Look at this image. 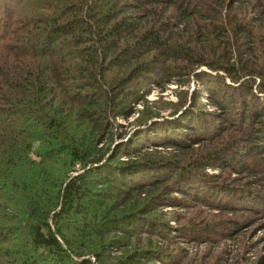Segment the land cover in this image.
Here are the masks:
<instances>
[{
  "label": "trees",
  "instance_id": "obj_1",
  "mask_svg": "<svg viewBox=\"0 0 264 264\" xmlns=\"http://www.w3.org/2000/svg\"><path fill=\"white\" fill-rule=\"evenodd\" d=\"M0 15L3 264H127L115 252L129 228L157 225L145 201L199 178L142 151L146 143L181 150L207 140L201 170L260 178L264 0H0ZM200 75L214 78L207 96L194 89L185 110V93L168 115L148 107L152 87ZM204 99L219 110L210 133L199 126ZM143 103L142 127L122 139L116 121ZM241 197L261 211L264 194Z\"/></svg>",
  "mask_w": 264,
  "mask_h": 264
},
{
  "label": "rangeland",
  "instance_id": "obj_2",
  "mask_svg": "<svg viewBox=\"0 0 264 264\" xmlns=\"http://www.w3.org/2000/svg\"><path fill=\"white\" fill-rule=\"evenodd\" d=\"M211 74L214 72L211 71ZM199 77L203 80L199 81L191 77L183 87L176 84H168L162 90L152 87L151 94L146 98L148 107L168 115L179 99L186 98L187 102L181 108L185 110L189 106L192 91L202 89L203 97H206L205 83L210 85L214 79L212 75ZM209 103L206 99L201 100L202 108L206 113L199 122L202 133L211 132L212 119H214L211 113L216 115L219 113V110ZM131 108L135 111L132 116L116 121L121 125L120 133H126L122 139L142 127L138 121L146 105L137 104ZM223 125L225 132L229 131L225 134L228 136L231 133V126L228 123ZM149 137L150 140H158L152 133ZM143 141L145 142L144 139ZM187 143V147L178 146L181 150L165 146L155 147L149 143L142 148V151L154 153L157 159L181 162L186 170L196 172L199 178L198 181L192 180L191 187L185 186V193L179 190L168 193L163 187V189L158 188L156 193L150 196L153 200L145 201L152 208L145 216L150 223L157 225L149 224L143 228L138 224L129 228L123 246L115 252V257L128 261L127 264H140L137 259L145 261L142 264H264V205L262 203L260 209L258 208L261 211L254 212L248 207L253 205L256 208L255 201L250 205L241 197L242 193L264 194L263 168L260 167L256 172L261 175L260 178L243 175L238 173V170H233L234 172L229 174L220 170H201L199 165L205 162L203 152L209 141L202 140L199 144H192L189 141ZM119 158L126 161L129 157L120 155ZM150 175L162 178L165 171L138 174L133 178L136 181H147ZM183 176L181 178H187V174L183 173ZM226 186L233 190L219 191V188L224 189ZM149 187L151 186L148 185L147 188ZM192 187L193 191L188 190ZM137 250L147 252L148 258L155 257L157 260L150 262L148 258L142 259V255L137 259L134 257L136 261L128 259V256L133 257ZM0 264L3 263L0 261Z\"/></svg>",
  "mask_w": 264,
  "mask_h": 264
}]
</instances>
